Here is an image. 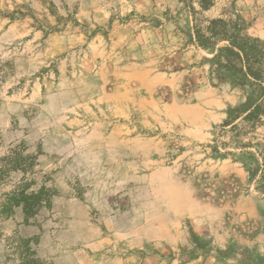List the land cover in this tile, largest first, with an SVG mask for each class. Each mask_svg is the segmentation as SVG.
<instances>
[{
	"label": "rangeland",
	"instance_id": "obj_1",
	"mask_svg": "<svg viewBox=\"0 0 264 264\" xmlns=\"http://www.w3.org/2000/svg\"><path fill=\"white\" fill-rule=\"evenodd\" d=\"M201 1L0 0V264L23 243L44 264H264V195L241 149L211 148L256 93L181 27L194 5L264 43V0Z\"/></svg>",
	"mask_w": 264,
	"mask_h": 264
},
{
	"label": "trees",
	"instance_id": "obj_2",
	"mask_svg": "<svg viewBox=\"0 0 264 264\" xmlns=\"http://www.w3.org/2000/svg\"><path fill=\"white\" fill-rule=\"evenodd\" d=\"M212 0H202L201 8L207 10ZM191 19L181 26L190 39L204 49L217 48L212 59L213 71L221 78L230 77L236 83L253 87L256 98L251 97L247 103L238 107L226 121L220 136L232 133L230 141L215 140L212 150L220 153L219 147L241 149L246 158L245 166L249 179L254 181L256 190L264 195V143H243L237 137L241 134V122L256 127L264 122V47L263 41L244 32L243 25L238 20L216 18L206 26L199 25L195 19L197 11L194 5L188 7ZM193 17V19H192ZM225 42V45L219 46ZM252 149L253 151L249 150ZM229 153L231 151H228ZM14 207H21L28 216H35L42 208L43 201L40 193L27 195L15 194L10 199ZM19 257L12 264H44L29 253L23 243L18 247Z\"/></svg>",
	"mask_w": 264,
	"mask_h": 264
}]
</instances>
